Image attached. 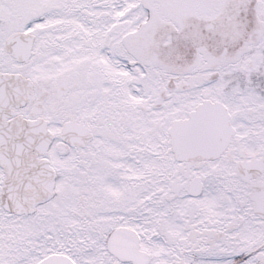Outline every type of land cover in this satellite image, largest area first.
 <instances>
[{
    "label": "snow or ice",
    "instance_id": "1",
    "mask_svg": "<svg viewBox=\"0 0 264 264\" xmlns=\"http://www.w3.org/2000/svg\"><path fill=\"white\" fill-rule=\"evenodd\" d=\"M0 264H264V0H0Z\"/></svg>",
    "mask_w": 264,
    "mask_h": 264
}]
</instances>
